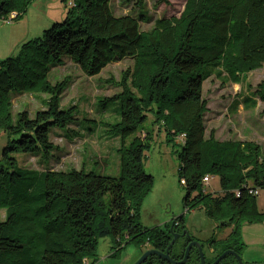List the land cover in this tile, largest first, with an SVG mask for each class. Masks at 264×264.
I'll return each mask as SVG.
<instances>
[{
    "label": "trees",
    "instance_id": "1",
    "mask_svg": "<svg viewBox=\"0 0 264 264\" xmlns=\"http://www.w3.org/2000/svg\"><path fill=\"white\" fill-rule=\"evenodd\" d=\"M34 1L0 0V20L19 21ZM61 3L67 10L63 23L22 43L17 56L0 61V132L8 139L0 160V264H90L99 240L108 237L117 251L135 245L165 252L175 232L140 222L154 184L144 170L152 134L139 136L149 116L153 126L182 141L179 177L187 188L185 209H203L210 220L231 229L226 239L212 241L214 253L216 244L223 248L211 263L229 250L241 255L242 226L264 223L258 195L252 193L264 190V152L255 142L219 141L214 132L207 137L203 92L213 76L240 84L264 67V0H187L180 16L158 19L148 32L140 25L148 19L146 0H136L138 18L115 16L110 0ZM126 59L133 66L122 73V93L101 101L121 104L120 120L106 126L107 136L119 140V176L85 167L21 168L16 155L51 160L59 151L51 132L78 124L76 106L61 107L69 80L53 85L51 68L70 60L96 77ZM15 94L47 95L46 109L34 117L26 111L14 116ZM254 97L264 103V81ZM208 177L219 178L220 192L206 191ZM177 221L176 226L183 223ZM183 257L175 254L173 259ZM200 261L199 250H192L187 264ZM143 264L170 263L152 256ZM222 264L239 262L228 256Z\"/></svg>",
    "mask_w": 264,
    "mask_h": 264
},
{
    "label": "rangeland",
    "instance_id": "2",
    "mask_svg": "<svg viewBox=\"0 0 264 264\" xmlns=\"http://www.w3.org/2000/svg\"><path fill=\"white\" fill-rule=\"evenodd\" d=\"M168 5H159L157 0H146L147 21L140 23L143 32L150 31L156 20L178 17L184 10L187 0H168ZM115 16L130 15L138 18L139 11L136 0L130 4L124 0H110ZM67 10L61 0H35L28 13L19 21L0 20V61L15 57L19 46L29 40L43 36L55 23H63ZM133 66V60L126 59L106 67L99 76L89 77L81 69L65 60L61 67H52L49 81L55 85L69 80L67 90L61 98L64 110L76 106L78 124L69 129L53 130L51 141L58 147L51 160L41 157L19 154L15 157L21 168L45 171L81 169L94 170L105 176H119V157L116 150L119 140L107 136V124L120 120L121 104L114 102L103 104L105 98L122 93L118 83L122 73ZM264 81V67L261 70L244 76L242 83L236 84L211 77L204 83V99L208 102L205 117L207 137L211 132L219 141L258 142L264 152V103L254 97L257 86ZM47 95L20 94L13 96V115L28 112L34 117L37 111L46 109ZM256 102L250 106V102ZM153 117L149 116L144 130L139 133L142 138L152 134V141L145 152L144 170L153 177L154 184L141 210L140 222L146 228L159 227L164 230L174 227V221L183 219L182 227L186 233L198 242L203 249L207 264L221 253L222 246H214L217 254H213L212 241L226 239L231 229L221 227L210 220L203 209L188 212L185 209L187 188L181 184L179 177L182 141H174L159 126H153ZM7 136L0 132V160L7 146ZM183 183V182H182ZM208 193L220 192L218 177L210 178L206 184ZM257 207L264 212V190H259ZM4 218V212H2ZM178 238V236H176ZM242 251L244 264H264V223L248 225L241 228ZM214 245V244H213ZM152 246L137 248L129 245L117 251L110 237L100 239L95 258L90 264H136L146 252L153 251Z\"/></svg>",
    "mask_w": 264,
    "mask_h": 264
},
{
    "label": "flooded vegetation",
    "instance_id": "3",
    "mask_svg": "<svg viewBox=\"0 0 264 264\" xmlns=\"http://www.w3.org/2000/svg\"><path fill=\"white\" fill-rule=\"evenodd\" d=\"M179 219V218H178ZM178 219H176L175 221H177ZM174 221V227L171 229V231H174L175 232V237L176 236H178V238L177 239H175V238H173V240L170 242V244H169V246H168V248L165 250V252H162V251H160V252H162V253H165V254H167V252H168V254H169V256L173 259V257H174V255L176 254V255H179V254H183L184 255V257H183V260H184V258H185V254H186V250H187V248H188V246L191 244V243H195L196 241H195V239H193V237L192 236H190V234H188V233H186L185 232V230L183 229V227H182V224H179L178 226H176V223L178 222H175ZM197 249V247H194L192 250H196ZM154 250H157V249H154ZM191 250V251H192ZM157 251H159V250H157ZM230 251V250H229ZM227 252V251H226ZM213 254H216V253H214L213 252ZM224 254V253H223ZM152 256H156V255H151L150 257H152ZM229 256H233V255H229ZM149 257V258H150ZM157 257H159V256H157ZM189 257H190V254H189ZM234 257V256H233ZM219 258V257H218ZM217 258V259H218ZM216 259V260H217ZM174 260V259H173ZM215 260V261H216ZM181 261V260H180ZM179 261V262H180ZM214 261V262H215ZM213 262V263H214ZM224 262V261H223ZM222 262V263H223ZM187 263H189V258H188V261L186 262V264ZM213 263H211V264H213ZM221 263V264H222ZM200 264H201V261H200ZM207 264V263H206Z\"/></svg>",
    "mask_w": 264,
    "mask_h": 264
},
{
    "label": "water",
    "instance_id": "4",
    "mask_svg": "<svg viewBox=\"0 0 264 264\" xmlns=\"http://www.w3.org/2000/svg\"><path fill=\"white\" fill-rule=\"evenodd\" d=\"M175 239H177V237H175ZM194 247H197V249L200 252L201 264H206V260H205V257H204V253H203L202 246L198 242L191 243L188 246V248L186 250L185 258H184L183 261H180L179 262V261L173 260L169 256L168 252H167V254H165V253H162L160 251L153 250V251L146 252L144 254V256L136 264H143L148 259V257H150L151 255L159 256L160 258L164 259L165 261H167L170 264H186V262L188 261V258H189V254H190L191 250ZM229 255H233L238 260L239 264H244L242 262L241 256L238 255V254H236L234 251H227V252H225L213 264H221Z\"/></svg>",
    "mask_w": 264,
    "mask_h": 264
},
{
    "label": "built area",
    "instance_id": "5",
    "mask_svg": "<svg viewBox=\"0 0 264 264\" xmlns=\"http://www.w3.org/2000/svg\"><path fill=\"white\" fill-rule=\"evenodd\" d=\"M14 17H15V15L12 16V18H14ZM209 182H210V178H209V177L204 179V183H205V184H209ZM184 183H185V182H183V184H184ZM252 193H253L254 195H258V194H259V191H258V190H254V191H252Z\"/></svg>",
    "mask_w": 264,
    "mask_h": 264
},
{
    "label": "crops",
    "instance_id": "6",
    "mask_svg": "<svg viewBox=\"0 0 264 264\" xmlns=\"http://www.w3.org/2000/svg\"><path fill=\"white\" fill-rule=\"evenodd\" d=\"M258 144V142H256Z\"/></svg>",
    "mask_w": 264,
    "mask_h": 264
}]
</instances>
